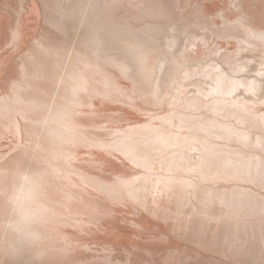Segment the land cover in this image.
Listing matches in <instances>:
<instances>
[{"label":"bare ground","instance_id":"6f19581e","mask_svg":"<svg viewBox=\"0 0 264 264\" xmlns=\"http://www.w3.org/2000/svg\"><path fill=\"white\" fill-rule=\"evenodd\" d=\"M184 1L11 0L8 10L0 7V264H125L114 254L117 245L130 246L128 256H124L126 264L148 260L143 252H161V262L153 264L264 263V0H254L255 9L249 7L250 0H245L246 14L228 17V23L243 28L242 35L228 32L242 43L236 44L237 49L220 46L217 56L208 55L195 39L194 53L189 48L174 51L179 31L190 33V25L200 23L205 13L197 4L191 13H195L192 24V16L187 18L184 9L180 10ZM127 2H132L136 10L132 14L137 12L138 16H128L131 3L127 6ZM118 5L127 8L124 14ZM207 9L213 13L223 7L208 4ZM177 19L181 22L177 23ZM68 29L73 30L70 44H66L63 34ZM10 42L15 50L5 49ZM149 51H157L158 55L148 59ZM205 58L209 59L206 63ZM102 64L108 77L116 68L121 76L142 82L137 86L140 89L150 75L146 87L157 98L180 79L185 87L177 92L179 101H183L179 105L183 112L178 107L175 114L179 119L177 127L179 131L194 129L197 133L162 130L161 135L155 133L158 138L148 148L149 139L156 135L146 132L136 141L135 125L125 126L135 131L132 138L131 132L125 135L122 129L119 133L125 137L113 139L106 133L88 130L99 127L105 119L93 116L96 110H91L90 104L85 102L89 110L81 107L84 96H105L110 92L99 84L105 77ZM117 81L110 89L130 94L129 84ZM190 84L195 88L187 91ZM142 89L140 95H147V89ZM117 92L114 95H119ZM89 98L88 101L96 100ZM136 119V124L147 122ZM8 134H12V140L8 137L9 142H3ZM133 141L139 146L141 143V149ZM77 143L117 148L127 160L137 159L143 170L148 162L146 167L150 168L147 159L155 157L152 169L160 157L171 171H176L168 172L166 166L167 172H159L155 184L152 182L154 192L161 191L166 196L161 199L156 193L155 205L147 206L131 219L133 225L120 223L118 214L122 209L115 205L126 201L132 206L144 205L136 195L141 191L135 194L133 186H129L144 174L120 165L104 151H94L97 158L88 161L92 164L79 161ZM131 163L135 165L133 160ZM100 164H106L112 175L98 170ZM149 176L148 180L152 178ZM239 179L249 183L252 180L260 190L238 187ZM197 181L209 184L197 189ZM220 181L222 185H218ZM67 215L71 218L66 219ZM77 217L84 220L78 225L91 233L90 237L61 226L73 225ZM161 219L167 222V229L158 221ZM155 227L160 229L156 233L159 243L168 236L169 244L149 246L133 236ZM92 233L97 235L92 237ZM171 235L195 248L173 240ZM92 243L101 247L92 250ZM204 251L222 252L228 259L208 256Z\"/></svg>","mask_w":264,"mask_h":264},{"label":"rangeland","instance_id":"374dc122","mask_svg":"<svg viewBox=\"0 0 264 264\" xmlns=\"http://www.w3.org/2000/svg\"><path fill=\"white\" fill-rule=\"evenodd\" d=\"M4 1V2H3ZM251 2H250V6L249 7H251V8H253V9H255L256 8V4L254 3V0H250ZM10 3L11 2V0H0V7H3L4 9H7L8 10V8H9V6H7V3ZM202 2V3H201ZM234 4H232V3ZM239 2V0H186V1H184V2H182V3H184V4H181V8H180V10L182 11V9H184L182 12L184 13V14H187L186 15V17L187 18H190L191 16V18L190 19H192V24H194L193 22H195V19H194V17H195V13L193 12V15L191 14L192 13V11H194V9H195V7L197 6V4H198V7L200 8V10L201 11H204L205 13L204 14H206V15H201L203 18L201 19V21H200V23H196L195 22V28H194V25L192 26V25H190V27H189V29H190V33L189 32H180L179 31V34H180V40H179V42H178V44H177V46L176 47H174L173 49H175L174 51H176V52H179V51H181L182 49V51H184L185 49H191V50H193V51H191L190 50V53H194V49H196V47H197V45H194V44H192V42H193V39H195V42L197 43L198 41H199V43H201V45L200 46H202V49H204L205 51H206V53L208 54V55H211V56H214L213 55V53H215V55L217 56L218 55V53H217V49L218 48H220V46L221 47H223V48H225V46H226V48H228V49H233V48H236L237 49V47L242 43V42H239L240 40H238L239 38L238 37H236V36H233V35H229V33H238V34H243V28L241 27V26H236V25H234L233 23H228V17H230V16H232V17H238V16H240V15H243V14H246V12L244 11L247 7V5H248V3H247V5H246V1L244 0V1H242L241 3H240V5H238L237 3ZM131 3V5L129 6V7H131V12H128V14L130 13L131 15H133V16H138V13L136 12V14L134 15V14H132V13H135V11L136 10H134L133 9V4H132V2H127V6L129 5ZM208 4H210V5H214V4H217V5H220V6H222L223 7V9L222 10H218V11H214L213 13H212V11L210 10H208V12H207V10H206V8H207V5ZM242 4V5H241ZM203 5H205V6H203ZM246 5V6H245ZM120 5H118V7H119ZM203 6V7H202ZM11 7V6H10ZM125 7V6H124ZM128 7V9H129V11H130V8ZM205 7V8H204ZM12 8V7H11ZM122 8V9H121ZM203 8V9H202ZM124 8H123V5H121L120 6V12L121 13H123L124 14V11H126L127 10V8H125L124 10H123ZM132 9H133V11L134 12H132ZM122 10V11H121ZM179 10V11H180ZM180 11V12H181ZM201 11H200V14H202L201 13ZM179 12V13H180ZM207 12V13H206ZM127 13V12H126ZM125 13V15H128V14H126ZM209 13H211V14H209ZM130 14L128 15V16H130ZM191 15V16H190ZM190 16V17H189ZM194 16V17H193ZM185 17V18H186ZM194 19V20H193ZM129 20H132V18L131 19H129ZM134 20V19H133ZM132 20V21H133ZM178 20H180V19H177V23H180L181 21H178ZM136 21V20H135ZM224 23H225V25H224ZM228 23V24H227ZM233 24V25H232ZM199 25V26H198ZM224 25V26H223ZM227 25V26H226ZM230 25V26H229ZM197 26V27H196ZM233 26V27H232ZM224 29H223V28ZM230 29V30H229ZM242 29V30H241ZM195 30V34H194V32L193 31ZM222 30L223 31H227L226 33H228V34H222L221 32H222ZM71 31V32H70ZM202 31V32H201ZM193 32V33H192ZM196 32H197V34H199L198 36H197V34H196ZM73 33V30H71V29H68V31H66V33H63L65 36V39L67 40V42H66V44H70L71 43V34ZM183 33H184V35H183ZM192 33V34H191ZM194 34V35H193ZM203 34V35H202ZM200 35L201 36H203L202 38L200 37ZM184 37V38H183ZM186 37H188V38H186ZM195 37V38H194ZM235 37V38H234ZM216 39V40H215ZM188 40V41H187ZM191 40V41H190ZM185 41V42H184ZM191 44H190V43ZM214 42V43H213ZM232 42H233V44H232ZM186 43V44H185ZM234 43H235V46H233L234 45ZM215 44V45H214ZM219 44V45H218ZM221 44V45H220ZM238 46H237V45ZM218 45V46H217ZM13 46V44H12V42H10V43H6L5 44V49L6 48H9V47H12ZM179 46V47H178ZM228 46V47H227ZM233 46V47H232ZM186 47V48H185ZM211 48L212 47V49H210V50H208L207 48ZM215 47H217V48H215ZM16 48L15 47H12V49L11 50H15ZM181 51V52H182ZM207 51H209V53L207 52ZM213 51V52H212ZM214 51H216V52H214ZM150 52V53H149ZM148 53H149V55L147 54V58L149 59L150 57H156L157 55H158V52L156 51H154V52H152V51H149ZM154 53V54H153ZM205 60H207V61H204V63H206V62H208L209 61V59L207 58H205ZM188 67V66H187ZM102 69H103V75H104V73H105V77H103L102 76V78H101V82H99V84L101 83V85L105 88V89H107L108 90V88H109V90H110V92L113 94V95H110L111 93L110 92H107L103 87H101L102 89H104L105 90V92H107L108 93V95H110L111 97H108V95H105L106 96V98L107 99H105V96H102V95H104V93L103 94H101L100 95V93H99V95L98 94H96V95H94V96H97L98 95V97L96 98V97H94V96H91L92 98H96V100L94 99V101H88V98H89V96L87 97H83V104H84V106L82 105L81 107H83L85 110H89V108H88V105H86V103L87 104H90V109L91 110H96L94 113H92V115L93 116H103L105 119H104V121H103V123L99 126V127H92V128H88V130H93V131H96V132H103V133H106V135H107V137L110 139H113V138H118V137H120L121 135V137H123L124 135H123V133H119V129H122L121 131H124L125 130V135H127V132L129 133V132H131L132 134H131V138L133 137V132H135L136 130L139 132V131H142L141 133H138L137 131L134 133L135 134V137H133V139H136V137H139V135L141 136V134L142 135H146L147 133H148V135H151L152 133H154V136L157 134V135H161V134H163V133H161V131L162 130H166V131H173V132H175V133H177V134H180L179 132H181V133H183V132H193V133H197V130H195L194 131V129H193V131H187V129H181V131H179V128L177 127V125H179V123H177V121H179V119H178V115H175V114H177L178 113V107H179V105H181V103H183V101H179V93L177 94V92H179V91H181V89H183V87H185L184 85H183V83L181 82V80L180 79H178V78H176V79H178V81L176 80L175 82H177V83H171V84H173V85H171L170 84V87L168 86L167 87V89L164 91V93L162 94V96H160L159 98H157L156 96H155V94L153 93V92H151V91H148V90H150V89H147V88H149L148 86L146 87V85L147 84H149V81H150V79H151V76L149 75V76H147V77H145V81H143V84L145 85H143L144 86V89H147V91H148V93L146 92V90L144 91V92H146L147 93V95L146 94H144V95H146V97L144 96V95H142L143 93H142V91H141V95H140V90L143 88L142 87V85H141V89H140V87H138L137 88V86H139L142 82H140L139 84L137 83L138 81L136 80L135 81V79L134 78H132V77H129V79H128V77L127 76H125V75H123V76H121V72H117L115 69V71L113 70V72H115L114 74H113V72H112V74H111V76L110 77H108L107 75H106V72H105V69L103 68V64H102ZM189 69H190V67H189ZM149 72H151V71H149ZM119 74V75H118ZM114 76V77H113ZM125 76V77H124ZM107 77V79H105ZM111 77H112V79L114 80H112L111 79ZM116 77V78H115ZM104 81H103V80ZM148 79V80H147ZM107 80V81H106ZM117 80H119L120 81V83H125V84H129V93L130 94H128V92L127 91H125V90H123L122 92L121 91H119L118 90V92L117 91H114V90H117V89H113V91L111 90L112 89V83L114 84V83H116V81ZM179 80H180V83L182 84H179ZM103 81V82H102ZM119 81H117V82H119ZM130 81H133V82H135V85H134V83L133 84H131V82ZM108 82V83H107ZM111 82V83H110ZM148 82V83H147ZM104 83H107L106 85H104ZM110 84H111V86H110ZM125 84H123V85H125ZM100 85V86H101ZM132 85V86H131ZM106 86V87H105ZM110 86V87H109ZM178 86V87H177ZM108 87V88H107ZM134 87H136V88H134ZM111 88V89H110ZM128 88V87H127ZM195 88V86L194 85H192V84H190V85H188L187 87H186V90L187 91H189V90H192V89H194ZM136 89V90H135ZM144 89H142V90H144ZM172 89V90H171ZM176 89H177V91H176ZM131 91V92H130ZM118 93L119 95H114L115 93ZM120 92H121V94H120ZM129 95V97L130 96H132V98L131 99H134V100H131L129 97H128V95H126V93ZM149 92L150 93H153V96H152V94L151 95H149ZM176 92V93H175ZM110 93V94H109ZM125 93V94H124ZM165 93H167V95H169V97H167V95H165ZM122 95V96H121ZM124 95H126V98H125V96ZM140 95V96H139ZM101 96V97H100ZM124 96V97H123ZM91 97L89 98V100H93V99H91ZM128 97V98H127ZM103 98V99H102ZM156 98L157 100H159V101H157V100H154V99ZM161 99H163V101H161ZM171 99H173V101H171ZM155 101H156V104H154L155 103ZM86 102V103H85ZM90 102V103H89ZM96 105H94L93 103ZM162 102V103H161ZM72 103V102H71ZM160 103V104H159ZM171 103H173V105H175V107H173V105H171ZM91 104L92 105H94L95 107H93V106H91ZM73 105H74V103H73ZM140 105V106H139ZM93 109H92V108ZM117 107H119V109L118 110H116V111H114L113 109H115V108H117ZM144 107H146V108H144ZM95 108V109H94ZM180 108V112H183V109H181V107H179ZM187 108V107H186ZM185 108V109H186ZM97 109H99V110H97ZM101 109V110H100ZM171 109H173V111H171ZM175 109H177V111H175ZM169 111V112H168ZM103 112V113H102ZM160 112H166V114L165 115H162V116H157V114L158 113H160ZM189 113H194V111L192 112V111H188ZM188 112H186V111H184V113H188ZM202 112V111H201ZM86 113L87 112H85V113H83V114H85L86 115ZM100 115H99V114ZM196 113H197V111H196ZM88 114V113H87ZM207 114H209V113H207ZM172 115V116H171ZM173 115H175V117H173ZM155 116V119H153V117ZM109 117H111V118H109ZM156 117H158L159 119H161V121H158L159 119L158 118H156ZM136 118H139V119H143V120H147V122L146 123H137L136 124V122L138 121ZM169 119H171V123H167V121H169ZM149 120V121H148ZM106 121H108V122H106ZM152 121H154V122H152ZM156 121V122H155ZM53 122V121H52ZM51 122V123H52ZM56 123V122H55ZM54 123V125H56ZM149 124V127H143V124L144 125H148ZM153 123V124H152ZM163 123H165V124H163ZM53 124V123H52ZM142 124V125H141ZM152 124V125H151ZM127 125H135V131H133V129L131 130V129H128V127H125V126H127ZM141 126V128H140V126ZM151 125V126H150ZM169 125H171V127H169ZM139 128H138V127ZM102 127V128H101ZM155 127H156V129L157 130H160V131H156V129H155ZM164 127V128H163ZM127 128V129H126ZM155 130H154V129ZM159 128V129H158ZM98 129V130H97ZM100 129H102V131H100ZM105 131H104V130ZM110 129V130H109ZM141 129V130H140ZM152 129V130H151ZM129 130V131H128ZM131 130V131H130ZM176 130V131H175ZM150 131V132H149ZM156 131V132H155ZM179 131V132H178ZM147 132V133H146ZM115 133H117V135H115ZM156 133V134H155ZM201 133V131H199V134ZM111 135H113V137H111ZM156 135V138H154L153 136H151V137H153V138H150L149 140H150V142L149 141H146V144H147V142H149L148 144H147V146H148V148H150V146H149V144L150 143H152L153 141H155V140H157V138H158V136ZM8 137H9V141L10 140H12V139H10V138H12L13 136H12V134H8L7 135V138L5 137L4 139H3V142H9L7 139H8ZM125 137V136H124ZM5 139L7 140V141H5ZM131 140V139H130ZM129 140V141H130ZM148 140V139H147ZM136 141H137V139H136ZM131 142V141H130ZM135 141H133V143H134ZM144 143H145V141H144ZM143 143V144H144ZM79 144V145H78ZM135 144V143H134ZM133 144V145H134ZM136 144H138L137 146H138V148L139 149H141V143H140V146H139V142L138 143H136ZM135 144V145H136ZM146 144H144L145 146H143L144 148L146 147L147 148V146H146ZM83 145V146H82ZM135 145L134 146H132V147H134L133 149H135ZM75 147H78L79 149V154H77V159L79 160H81V159H83L82 160V162H84V163H86V164H88V161H94L95 160V158H97V155H95L94 154V151H96V150H98V151H104L105 152V154L110 158V159H112V160H114V161H116L117 163H119L120 165H122L123 164V166H125V167H127V168H129V166H131L132 168H134V169H137V170H139V171H142V175L144 174V176L142 177V178H145L146 180H143L142 178H138L139 179V181H135V184L133 183L132 185L130 184L129 186H133V188L132 187H129V190H131V188H132V192H134L135 194L138 192V191H141V193L140 192H138V193H140V194H136L137 195V197L141 200V201H143L144 202V205H145V207H143L144 205L143 204H141V203H137L136 204V201H134V199L132 200L131 198H129L130 199V201H132L134 204H136V205H134V206H138V208H135L134 206H132V204L129 202V201H126V202H122V203H124V204H122V203H119V204H117V205H115V208L116 209H118V210H120V209H122V211L118 214V220H119V222L120 223H123V224H126V223H128V224H130V225H133V221L131 220V219H134L136 216H138L142 211H144V210H146V208H147V206H154L155 205V200H153V197H158V195L160 196V198L162 199V198H164L165 196H166V194L165 193H163V192H161V191H159V192H154V189H153V187L154 186H152V184L154 183V181H155V178H156V176H158V174H161V173H163V172H167L166 170V166H167V168H168V165L166 164V163H164L163 161H161V158L160 157H157L156 158V160L154 161V163L155 162H157V164L155 163V164H153V167H152V169H151V166H152V163H153V160L155 159V157H150L151 158V160H150V158L149 159H147V162L148 161H150V168H148V167H146V166H148L147 164H149V162L148 163H143L142 161H139V162H142L143 164H145L146 166H144L143 168H144V170L143 169H141V167L143 166H140V164H138V161H137V159H133V158H129V160H127V158L128 157H126L125 156V154L123 153V155L121 154V153H119L118 151H120L119 149H117V148H106V147H101V146H98V145H89V144H81V143H77V144H75ZM94 147V148H93ZM131 147V148H132ZM143 147H142V150H143ZM102 148V149H101ZM139 149H137V150H139ZM197 151L199 152V149H197ZM67 157H69V158H71L72 159V157H70V156H67ZM77 159H76V161H77ZM131 159V160H130ZM79 160V161H80ZM133 160V162L135 163V165H137V168L135 167V165H132L133 163H131V161ZM134 160H136V161H134ZM130 162V163H129ZM152 162V163H151ZM168 163V162H167ZM89 164H92V163H89ZM88 164V165H89ZM100 166H102V167H100ZM138 166H139V168H138ZM145 167H146V169H149L150 171H147L146 169H145ZM157 167V168H156ZM64 169V168H63ZM98 170H101L102 172L104 171L105 172V174H108L109 176L110 175H112V173H110V171H108L107 170V165L106 164H100V165H98ZM169 168H168V172H169ZM145 171V172H144ZM171 171V170H170ZM174 171V170H173ZM173 171H171V172H173ZM67 172V171H66ZM148 172H151V173H149L150 174V176L152 177V178H154L153 179V181H151V177L149 176V174H148ZM156 172H157V174H156ZM159 172H161V173H159ZM176 171H174V173H175ZM146 173V174H145ZM154 173V174H153ZM181 173H184V172H181L180 171V174ZM178 174V173H177ZM194 176H197L196 175V173H192ZM191 174V176H193ZM146 175H148L149 176V178H151V179H149L148 180V176H146ZM153 175H155V177H153ZM197 178V177H196ZM240 180V181H239ZM239 180H237V184H238V187H242V186H247V187H253V188H251V189H253L254 191H258V190H260V187L256 184V183H253V181L252 180H250L251 181V183H249V180H247V179H245V181H241V179H239ZM246 180H247V182H246ZM143 181V182H142ZM139 182V183H138ZM140 182H142V183H140ZM144 182H146L145 184H144ZM153 182V183H152ZM199 182H200V184H199ZM197 183H198V186L196 185L195 187L197 188V189H200V187H205L206 185H208L209 184V181H205V182H203V181H197ZM137 184V185H136ZM143 184H144V186L145 185H148V186H145L146 187V190H145V187L143 186ZM155 184V183H154ZM153 184V185H154ZM223 184V182L222 181H220L219 183H218V185H222ZM242 184V185H241ZM246 184V185H245ZM83 185H84V183H83ZM86 185V184H85ZM136 185V188L134 189V186ZM140 185H141V187H140ZM241 185V186H240ZM250 185H252V186H250ZM256 186H258V188H256ZM140 187V190L138 189ZM144 187V189H142ZM134 189V190H133ZM136 189H138V190H136ZM142 189V190H141ZM151 189V190H150ZM256 189V190H255ZM153 190V191H152ZM152 193H151V192ZM170 191H171V188H170ZM149 192L151 193V194H149ZM158 195H157V194ZM140 196V197H139ZM148 196V197H147ZM149 198V199H148ZM153 200V201H152ZM148 202V203H147ZM154 202V203H153ZM131 205H130V204ZM148 204V205H147ZM140 207V208H139ZM143 207V208H142ZM142 210V211H141ZM59 214V213H58ZM57 214V215H58ZM199 215L200 216H204L205 214H204V212H199ZM66 219H69V218H71L70 216H64ZM73 218V217H72ZM183 217L181 216L180 217V219H182ZM75 220H77V222L75 221V220H73V219H70V220H73V221H75L76 222V224H75V222H73L74 224H75V226H74V224L73 225H69V224H65V225H67V226H65V225H61L63 228H65V229H68V230H77L78 232H80V233H82L83 235H85L86 237H90L91 236V233H89L87 230L86 231H83L82 230V228H81V226L79 227V225H81V223L84 221L83 219H82V217H77V219L76 218H74ZM82 221V222H81ZM159 222H161L163 225L165 224V229H167V225H166V221L165 220H158ZM79 224V225H78ZM70 227H69V226ZM72 226V227H71ZM77 226H78V228H77ZM93 227H94V229L97 231V232H99L100 234L102 233V231L101 230H99L97 227H96V225H92ZM210 226H211V223H210ZM72 228H75V229H72ZM159 228L158 227H155L154 229H152V230H150V231H148V232H145V233H143L142 235H140V233H134L133 234V236H134V238L136 239V240H140V241H142V242H145L147 245H149V246H152V245H156V244H158V245H162V243L163 244H169L170 243V240H169V238H168V236H165L163 239H162V243H159V240H160V238H158V237H156V233L157 232H159ZM89 233V234H88ZM89 235V236H88ZM97 234L96 233H92V237L93 236H96ZM108 239H111V236H106ZM171 237H172V239L173 240H177L178 242H180L181 244H185V245H188V246H191V247H194L195 248V245H193L192 243H190V242H187L186 240H184V239H182V238H180L179 236H174V235H171ZM92 245V250L93 249H99L101 246L100 245H98V244H96V243H92L91 244ZM118 247H116V252L114 253L116 256H119V257H121V258H123V263H125L126 264V262H125V257L124 256H128V250H129V247L128 246H126V245H117ZM197 247V246H196ZM124 248V249H123ZM128 249V250H127ZM127 253V254H126ZM204 253L206 254V255H208V256H212V257H215V258H222V259H228L227 258V256L225 255V254H223L222 252H216V251H204ZM148 260H146V261H144L143 263H141V264H153V263H156V262H161V259H160V255H161V252L160 253H147V252H143L142 253ZM151 261V262H150ZM247 264V263H244V262H239V264ZM127 264H130V261L127 263ZM132 264H134V263H132ZM264 264V263H263Z\"/></svg>","mask_w":264,"mask_h":264}]
</instances>
